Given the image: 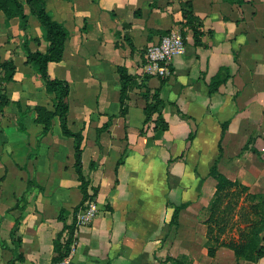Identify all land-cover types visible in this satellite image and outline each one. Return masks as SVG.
<instances>
[{
	"label": "crops",
	"instance_id": "0c3cea01",
	"mask_svg": "<svg viewBox=\"0 0 264 264\" xmlns=\"http://www.w3.org/2000/svg\"><path fill=\"white\" fill-rule=\"evenodd\" d=\"M21 1L26 21L0 0V65L15 68L0 95V264L14 258L17 223L24 264H57L84 194L76 139L57 115L46 131L57 94L28 58L49 43ZM45 2L69 32L63 60L48 73L70 88L68 127L83 138V174L99 206L78 230L70 264H264L224 245L211 256L208 247L215 164L249 194L264 195V0ZM184 2L192 3L195 29L185 24ZM172 31L186 52L173 58L170 76L145 75L148 47ZM222 68L230 77L211 93ZM121 69L136 82L125 114ZM146 88L160 93L165 131L145 123ZM232 226L220 242L239 238Z\"/></svg>",
	"mask_w": 264,
	"mask_h": 264
},
{
	"label": "trees",
	"instance_id": "16d2710c",
	"mask_svg": "<svg viewBox=\"0 0 264 264\" xmlns=\"http://www.w3.org/2000/svg\"><path fill=\"white\" fill-rule=\"evenodd\" d=\"M8 1L7 3L11 5L22 20L26 21V15L24 13V4L21 0H4ZM25 4L31 10V13L39 20L41 25L46 31V38L49 43V47L46 53L36 52L29 54V62H34L39 66L40 73L42 78L47 83L49 89L57 94V108L54 112H48L47 121H46V131L49 130L51 126V119L54 116H59L61 119V126L64 134L66 136L74 137L76 139V171L79 175V178L82 182V192L84 194L82 205L77 209L79 210L87 200L93 196L88 193V182L83 174V165H82V136L77 133H73L68 127V113H69V103L68 97L70 88L68 84L64 81L58 79H52L48 73L49 63H59L63 60L65 45L69 38V32L66 27L55 21L51 15L47 12L45 1L46 0H24ZM183 13L184 19L186 20V25L191 27H196L199 24L198 19L196 18L192 3L184 2L183 4ZM200 33L195 30V38L198 43V37ZM0 67L5 71L3 75V82H8L13 79L15 68L10 64H1ZM121 73V102L123 105V114L126 112V98L128 92L136 85L135 79L130 76L125 70H120ZM230 74L227 68H222L216 76L213 77L210 83L211 93H215L219 88L227 82ZM144 98L146 100L145 114L146 121L145 123L154 122L155 130L165 131L168 129V123L165 121L161 107L163 106V100L160 98V93L155 91L152 93L150 88H146L144 93ZM157 115L156 119L153 120V117ZM227 124L224 125V130H226ZM192 138V136H191ZM210 175L215 177L218 181L217 191L211 205L209 207L210 217L208 219L210 241L208 244L209 253L211 256H215L216 251L219 246L224 245L236 253L238 258L245 259L247 261L256 262L261 258H264V195H253L248 193L247 187H244L238 183L228 180L226 177L221 175L218 171L217 164L211 168ZM246 194V198L250 199L251 204L246 207L245 214H241V219L246 226L242 228L239 232V238L233 239L228 242H220L218 234L224 233L228 226H230L231 221L227 218L231 213L228 206L221 210V205L223 202L230 196H237L238 194ZM184 206L178 207L174 213V221L177 220L178 215L181 209ZM235 208V207H233ZM255 218V219H254ZM234 219V218H233ZM233 221V220H232ZM212 224L218 227H212ZM234 226V224H232ZM19 223L13 228L11 239L12 244L14 245L15 255L11 260L10 264H24L25 259L24 255L21 252V237L18 234ZM70 240H68L62 248L63 252L59 253V256L56 259V262L61 260L69 251ZM61 250V247L58 248L57 252ZM176 264H181L178 261H175Z\"/></svg>",
	"mask_w": 264,
	"mask_h": 264
},
{
	"label": "built area",
	"instance_id": "2783aa9c",
	"mask_svg": "<svg viewBox=\"0 0 264 264\" xmlns=\"http://www.w3.org/2000/svg\"><path fill=\"white\" fill-rule=\"evenodd\" d=\"M186 52L185 40L179 31H172L162 37L161 41L148 47L144 73L147 76L166 78L171 75V64L174 57ZM3 72L0 67V95L3 93ZM99 213L97 201L92 197L76 212L73 232L67 237L70 240L68 253L57 264H70L77 248L78 230L91 224Z\"/></svg>",
	"mask_w": 264,
	"mask_h": 264
},
{
	"label": "rangeland",
	"instance_id": "374dc122",
	"mask_svg": "<svg viewBox=\"0 0 264 264\" xmlns=\"http://www.w3.org/2000/svg\"><path fill=\"white\" fill-rule=\"evenodd\" d=\"M250 204H251L250 199H247L246 194L243 193V194H238L237 196H230L221 205V210H224L227 206L228 209L230 208L231 213L228 215L227 218L231 221L232 224H234V226H232L233 228L232 232L236 231L237 232L236 235L238 237L240 235L239 231L246 226V223L242 221L240 215L243 213L245 214V209ZM234 238H236V236Z\"/></svg>",
	"mask_w": 264,
	"mask_h": 264
}]
</instances>
